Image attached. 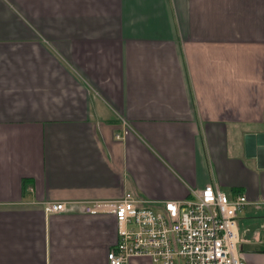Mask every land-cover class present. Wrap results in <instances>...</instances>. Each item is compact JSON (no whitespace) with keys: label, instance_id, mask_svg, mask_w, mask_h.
Returning a JSON list of instances; mask_svg holds the SVG:
<instances>
[{"label":"crops","instance_id":"obj_1","mask_svg":"<svg viewBox=\"0 0 264 264\" xmlns=\"http://www.w3.org/2000/svg\"><path fill=\"white\" fill-rule=\"evenodd\" d=\"M259 133L264 0H0V264H108L114 216L71 202L209 183L247 195L238 249L264 264Z\"/></svg>","mask_w":264,"mask_h":264},{"label":"built area","instance_id":"obj_2","mask_svg":"<svg viewBox=\"0 0 264 264\" xmlns=\"http://www.w3.org/2000/svg\"><path fill=\"white\" fill-rule=\"evenodd\" d=\"M128 134H116L123 139ZM245 193L230 197L207 184L180 200L156 202L127 191L111 200L71 202L84 214L110 213L118 240L107 254L108 264H130L134 258L152 264H248L240 255L238 214L248 204ZM47 213L67 211L65 201L44 203Z\"/></svg>","mask_w":264,"mask_h":264},{"label":"water","instance_id":"obj_3","mask_svg":"<svg viewBox=\"0 0 264 264\" xmlns=\"http://www.w3.org/2000/svg\"><path fill=\"white\" fill-rule=\"evenodd\" d=\"M247 153L256 155L260 167H264V133L246 136Z\"/></svg>","mask_w":264,"mask_h":264}]
</instances>
